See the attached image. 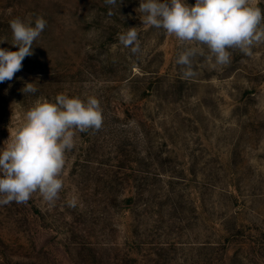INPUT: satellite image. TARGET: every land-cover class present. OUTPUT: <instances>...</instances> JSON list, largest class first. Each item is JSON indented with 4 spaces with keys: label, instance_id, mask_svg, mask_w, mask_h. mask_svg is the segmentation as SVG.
<instances>
[{
    "label": "rangeland",
    "instance_id": "rangeland-1",
    "mask_svg": "<svg viewBox=\"0 0 264 264\" xmlns=\"http://www.w3.org/2000/svg\"><path fill=\"white\" fill-rule=\"evenodd\" d=\"M139 2L109 15L104 0H0V47L18 50L11 19L47 21L0 83V148L38 98L95 96L104 115L76 133L54 205L35 193L0 206V264H264V43L218 65L143 25ZM129 27L138 54L118 40ZM186 47L190 78L176 63Z\"/></svg>",
    "mask_w": 264,
    "mask_h": 264
},
{
    "label": "clouds",
    "instance_id": "clouds-1",
    "mask_svg": "<svg viewBox=\"0 0 264 264\" xmlns=\"http://www.w3.org/2000/svg\"><path fill=\"white\" fill-rule=\"evenodd\" d=\"M118 0H104L109 15ZM123 0H119L120 6ZM143 25L162 29L181 42L206 46L218 65L231 62L232 51L247 56L264 43V9L251 0H140L135 9ZM47 21L38 16L34 23L19 17L9 21L11 45L17 51L0 47V83L11 81L22 70L23 60L33 55V44L46 28ZM119 42L133 54L141 52L137 27L118 34ZM8 41H0V44ZM196 47H186L177 57L185 78L195 75L192 58ZM35 83H26L22 92L35 93ZM104 123L103 108L95 96L81 99L66 93L53 101L38 98L23 118L22 124L0 148V206L27 203L39 193L49 205H54L63 189L62 174L66 152L75 146L77 132L95 133ZM76 199L68 201L76 206Z\"/></svg>",
    "mask_w": 264,
    "mask_h": 264
}]
</instances>
